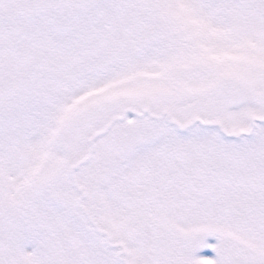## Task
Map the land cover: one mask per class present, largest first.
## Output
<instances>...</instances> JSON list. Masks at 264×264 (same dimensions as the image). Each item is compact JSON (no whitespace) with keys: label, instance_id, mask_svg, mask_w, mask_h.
Here are the masks:
<instances>
[{"label":"snow or ice","instance_id":"6c2138e0","mask_svg":"<svg viewBox=\"0 0 264 264\" xmlns=\"http://www.w3.org/2000/svg\"><path fill=\"white\" fill-rule=\"evenodd\" d=\"M0 264H264V0H0Z\"/></svg>","mask_w":264,"mask_h":264}]
</instances>
